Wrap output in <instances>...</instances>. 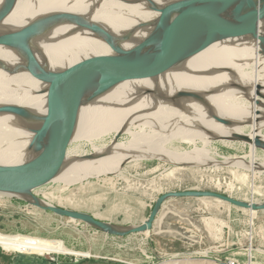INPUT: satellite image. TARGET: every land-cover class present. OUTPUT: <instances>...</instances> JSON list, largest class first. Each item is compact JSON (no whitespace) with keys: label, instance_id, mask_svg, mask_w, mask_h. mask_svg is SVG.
I'll list each match as a JSON object with an SVG mask.
<instances>
[{"label":"bare ground","instance_id":"6f19581e","mask_svg":"<svg viewBox=\"0 0 264 264\" xmlns=\"http://www.w3.org/2000/svg\"><path fill=\"white\" fill-rule=\"evenodd\" d=\"M152 1L163 7L179 0ZM51 14L79 17L77 22L65 19L56 23L45 36L31 42L42 66L53 71L114 56L106 35L93 33L90 25L97 24L129 50L151 33L160 17L144 0H17L0 24V32L16 31ZM257 33L264 36V21L258 24ZM25 64L16 48L0 46V106L19 105L45 115L49 85L25 71ZM126 74L130 77L79 107L72 142L86 140L92 151L84 152L80 146L69 149L67 165L54 180L69 186L120 173L122 164L153 157L194 167L224 165L255 173L264 171V161L260 162L254 153L250 159L236 156L220 161L208 150L213 141L236 133L264 140V55L258 40L248 34L230 37L152 73L142 74L135 62L123 71L122 75ZM258 85L262 89L258 90ZM184 91L203 94L204 102L181 98L179 93ZM220 120H228L231 126ZM38 124L0 114V164H20L32 157L29 146ZM111 134L113 139L106 142L104 138ZM122 135L128 138L119 141ZM177 140L194 142L196 147L175 149L170 143ZM198 143L202 146L198 147ZM89 156L93 158L83 159ZM251 188L254 191L255 187ZM169 213L175 214L174 210ZM0 243L20 256L89 255L68 248L59 239L22 234L0 232Z\"/></svg>","mask_w":264,"mask_h":264},{"label":"water","instance_id":"95a60500","mask_svg":"<svg viewBox=\"0 0 264 264\" xmlns=\"http://www.w3.org/2000/svg\"><path fill=\"white\" fill-rule=\"evenodd\" d=\"M144 1L159 12L160 17L151 33L140 44L129 50L124 49L112 34L102 30L97 24H92L89 29L93 33L102 32L106 35V43L113 50L114 56L104 61L77 64L65 70L53 71L42 66L31 42L45 36L48 28L65 19L77 22V15L51 14L16 31L0 32V46L16 48L25 59L24 70L49 85L45 115L19 105L0 106L1 115H13L25 122H39L29 146L32 157L20 164H0V194L22 198L41 210L82 221L107 235L124 237L152 233L195 244L199 242V238L184 226L172 224L174 220L169 216L172 208L165 206L170 199L214 198L254 212L264 211V202H245L207 190L170 191L157 198L149 216L141 224L123 227L85 212L55 206L33 195L35 189L53 181L66 167L69 145L78 127L79 107L104 94L112 85L130 77L122 74L133 63L139 64L142 74L152 73L178 64L215 42L246 34L259 41L261 54L264 55V36L257 33L258 24L264 21V0H179L163 7L152 0ZM16 2L17 0L2 2L0 24L10 14ZM10 72L14 73L15 70ZM261 87L258 85L257 89H262ZM257 95L260 92L257 91ZM179 96L204 102L203 94L193 91L180 92ZM220 122L231 126L228 120ZM222 139L248 143L264 151V140L259 136L236 133ZM92 158L89 156L83 159Z\"/></svg>","mask_w":264,"mask_h":264},{"label":"rangeland","instance_id":"374dc122","mask_svg":"<svg viewBox=\"0 0 264 264\" xmlns=\"http://www.w3.org/2000/svg\"><path fill=\"white\" fill-rule=\"evenodd\" d=\"M249 131L251 128L247 133ZM125 138L128 137L122 135L119 141ZM104 139L110 142L113 134ZM170 145L178 150L196 147L194 142L181 140L173 141ZM76 146H80L84 152L92 151L91 144L86 140H75L69 149ZM200 146L202 144L198 143ZM208 150L220 161L236 156L250 159L252 153L260 162L264 161L263 150H253L250 144L239 141H213ZM252 186L255 187L254 191ZM37 189L33 191L34 196L55 206L85 212L114 225L130 227L141 224L149 216L157 198L170 191L207 190L245 202H264V171L255 173L224 165L219 168L194 167L153 157L124 164L120 173L89 178L69 186L53 180ZM165 206L174 210L175 214L169 215L174 220L172 224L184 226L199 238L200 244L196 247L199 253L170 259L157 253L153 257L155 264H264V211L252 212L214 198L198 197L170 199ZM0 232L59 239L74 251L90 254L91 259L92 251L101 249L104 238L111 236L82 221L41 210L22 198L4 194H0ZM142 236L138 233L125 237L113 236V242L124 249L127 242L135 237L139 241ZM175 247L180 249L178 244ZM203 249H210V254L202 253ZM16 256L0 251L1 264L12 263L17 260ZM57 258L63 264L75 261L74 256L34 255V259L51 264ZM87 258L81 257L80 263L86 262ZM125 260L127 264H133L131 260Z\"/></svg>","mask_w":264,"mask_h":264},{"label":"crops","instance_id":"0c3cea01","mask_svg":"<svg viewBox=\"0 0 264 264\" xmlns=\"http://www.w3.org/2000/svg\"><path fill=\"white\" fill-rule=\"evenodd\" d=\"M138 235H144L142 238L137 239V237L133 238L127 245L122 249L121 245L117 244L114 241L113 236H106L105 242L103 243V247L101 249H94L92 251V259L88 256L83 255H63V256H74L75 261L72 264H127L125 259L131 260L133 264H155L153 261L154 255L157 253L163 255L164 258H179L183 257L184 255L189 254H198L199 251L197 250L198 244L200 242L191 244L181 240H177L175 238H165L159 237L152 233L150 234H142L139 233ZM129 236V235H128ZM125 237V236H124ZM198 238V237H197ZM111 242H106V241ZM180 245V249L176 248L175 246ZM193 250V251H192ZM126 251V252H125ZM131 251V252H130ZM208 252L210 254V249H203L202 253ZM17 260L13 261L10 264H51V263H44L40 259H34V255L39 254H32V255H24L20 256V254H16ZM43 256V255H41ZM60 256V255H59ZM158 256V255H157ZM204 256H207L204 254ZM81 257H88L86 262H81ZM60 259V258H59ZM58 258L56 260H59ZM90 259V260H89ZM61 262V261H60ZM54 262H52L53 264ZM63 263V262H61Z\"/></svg>","mask_w":264,"mask_h":264},{"label":"built area","instance_id":"2783aa9c","mask_svg":"<svg viewBox=\"0 0 264 264\" xmlns=\"http://www.w3.org/2000/svg\"><path fill=\"white\" fill-rule=\"evenodd\" d=\"M6 234V233H5ZM0 251H3V252H7V253H9V254H11V255H13V254H18V252H16V251H9V250H6L2 245H1V243H0ZM230 264H235V262H229ZM0 264H1V260H0ZM53 264H63V263H61L59 260H56Z\"/></svg>","mask_w":264,"mask_h":264}]
</instances>
